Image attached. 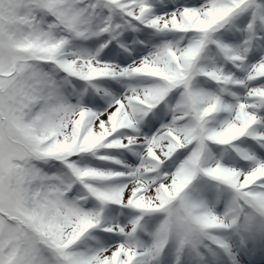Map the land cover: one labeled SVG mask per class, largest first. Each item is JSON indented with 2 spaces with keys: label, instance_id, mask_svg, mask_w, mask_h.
<instances>
[{
  "label": "snow or ice",
  "instance_id": "1",
  "mask_svg": "<svg viewBox=\"0 0 264 264\" xmlns=\"http://www.w3.org/2000/svg\"><path fill=\"white\" fill-rule=\"evenodd\" d=\"M0 264H264V0H0Z\"/></svg>",
  "mask_w": 264,
  "mask_h": 264
}]
</instances>
